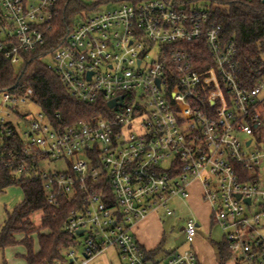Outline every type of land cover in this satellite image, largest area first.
I'll list each match as a JSON object with an SVG mask.
<instances>
[{
    "label": "built area",
    "instance_id": "1",
    "mask_svg": "<svg viewBox=\"0 0 264 264\" xmlns=\"http://www.w3.org/2000/svg\"><path fill=\"white\" fill-rule=\"evenodd\" d=\"M59 1L0 0V50L14 65L46 44ZM218 5L138 0L77 20L49 68L76 100L105 102L99 115L65 125L40 109L20 113L35 104L31 88L1 92L0 144L16 131L22 155L42 156L47 201L67 197V229L76 240L87 235L81 259L71 247L67 264H90L108 246L127 264H201L195 215L182 228L184 247L163 258L134 233L152 212L178 216L171 204L189 201L194 183L234 264H264V77L242 84L238 45L215 18ZM44 159L66 160L68 169L44 171Z\"/></svg>",
    "mask_w": 264,
    "mask_h": 264
},
{
    "label": "trees",
    "instance_id": "2",
    "mask_svg": "<svg viewBox=\"0 0 264 264\" xmlns=\"http://www.w3.org/2000/svg\"><path fill=\"white\" fill-rule=\"evenodd\" d=\"M138 0H94L93 4L81 0H60L55 9L52 29L47 31L45 45L23 54L19 70L0 50V94L8 90L23 94L33 90L32 101L54 122L71 125L80 119L99 115L106 103L88 105L76 100L63 86L58 74L43 63L66 41L76 16L97 11L109 4ZM1 17V10H0ZM216 20L223 25L224 34L238 45L240 78L245 86H254L264 77V0H220L215 11ZM60 115V119L56 115ZM56 118V119H55ZM1 137V136H0ZM0 144V193L18 183L24 199L12 211H7L0 230V248L22 245L21 257L25 264H59L67 260L66 252L77 244L74 233L67 229L70 211L74 208L67 197L58 205L47 201L38 161L42 156L22 155V139L18 132L2 136ZM26 161L27 170L19 171ZM40 213V224L35 225L34 215ZM221 263L232 256L226 240L217 244ZM4 264H7L4 261Z\"/></svg>",
    "mask_w": 264,
    "mask_h": 264
},
{
    "label": "rangeland",
    "instance_id": "3",
    "mask_svg": "<svg viewBox=\"0 0 264 264\" xmlns=\"http://www.w3.org/2000/svg\"><path fill=\"white\" fill-rule=\"evenodd\" d=\"M85 3L93 4L90 0H81ZM117 4H109L103 7H116ZM76 20L81 19V16H76ZM42 61L47 66H53V57L48 54L43 56ZM22 63L16 64L15 68L19 70ZM39 107L28 101L25 104L19 106L20 113H31L35 115L39 111ZM11 119H16V114L13 113ZM25 124L20 126L21 130H25ZM42 170L47 172L52 171H66L68 169V162L66 160H50L44 159L40 163ZM264 170V164L262 165ZM201 187L194 186L192 192L199 195ZM24 199V191L20 184L14 183L8 186L3 192L0 193V230L4 224L7 211H12L19 203ZM171 208L178 211L179 215H166L164 209H161L157 213H151L154 220L153 224L149 227L148 235L152 237V245L157 248L158 252L156 254L157 258L165 257L169 251L176 249L182 243H184V233L182 227L186 223L188 217L195 215L199 220L200 227L198 228V238L196 239V245L198 246V254L200 260L205 264H221L218 259L217 244L222 243L225 240V232L220 227V225L215 224L209 219L208 207L200 204L193 203L191 199L187 202L183 201L181 198H176L171 204ZM252 210L259 212V206L255 205ZM150 214V215H151ZM35 225L40 224V213H37L33 217ZM212 222V223H211ZM261 224L264 231V216H261ZM135 233V229H134ZM87 238L85 236H78L77 244L72 248L76 250L77 256L81 259V254L83 252V242ZM71 248V249H72ZM22 253H24V247L22 245H17L11 249H0V264L3 260L9 262V264L16 261L20 262ZM67 253V252H66ZM213 258V259H212ZM212 260V262H211ZM61 264H67L66 261ZM90 264H127V261L123 259L119 253V250L115 246L106 247L98 256H96ZM226 264H234L233 259L226 261Z\"/></svg>",
    "mask_w": 264,
    "mask_h": 264
},
{
    "label": "crops",
    "instance_id": "4",
    "mask_svg": "<svg viewBox=\"0 0 264 264\" xmlns=\"http://www.w3.org/2000/svg\"><path fill=\"white\" fill-rule=\"evenodd\" d=\"M199 186V187H201V191L199 192V195H196V194H194L193 192H192V189L194 188V186ZM201 192H202V186L199 184V183H194L193 185H192V187H191V195H190V198H189V200L191 199V201H193V203H200V204H202V205H204V206H206V207H208V210H209V219L212 221V219H211V215H210V206H209V204L208 203H206V202H204L203 201V199H202V197H201ZM151 216H154L153 214H149L144 220H142L141 222H139L138 224H137V226L135 227V235H136V237H137V239L139 240V242L141 243V244H143V246L145 247V248H147L148 250H152V251H155V253L157 254V252H158V250H157V248H155V246H153L152 245V240H153V238L152 237H149V235H148V231H149V227L154 223L153 221L154 220H150V219H152V217ZM175 216H177V215H175ZM6 218V217H5ZM5 221V220H4ZM213 222V221H212ZM211 222V223H212ZM3 226V225H2ZM199 226H200V224H199ZM2 228V227H1ZM198 238V237H197ZM182 247H184V243H182L179 247H177L176 249H178V248H182ZM11 248H13V247H9V249H11ZM195 248H196V250H197V252H199L198 251V246L196 245V241H195ZM0 249H2V248H0ZM172 251V250H171ZM24 252H25V249H24ZM170 252V251H169ZM168 252V253H169ZM167 253V254H168ZM167 254H165V256L167 255ZM198 256H199V254H198ZM199 259H200V257H199ZM213 259V258H212ZM218 259H219V261L221 262V260H220V257H219V255H218ZM4 261H6V260H3V263L2 264H4ZM211 262H212V260H211ZM6 263L7 264H9V262L8 261H6ZM61 263H63V262H61ZM61 263H59V264H61ZM67 263V262H66ZM200 263L201 264H205L204 262H202L201 260H200ZM11 264H25V260L24 259H21L20 260V262H16V261H13V263H11ZM222 264V263H221Z\"/></svg>",
    "mask_w": 264,
    "mask_h": 264
},
{
    "label": "water",
    "instance_id": "5",
    "mask_svg": "<svg viewBox=\"0 0 264 264\" xmlns=\"http://www.w3.org/2000/svg\"><path fill=\"white\" fill-rule=\"evenodd\" d=\"M89 75H91V73L89 74ZM1 101V100H0ZM115 103H116V101L115 100H111V101H109V106H114L115 105ZM238 198H240V195H238ZM247 202H250V199H247L246 200ZM199 225V224H198ZM83 233V230H79V231H77V234H82Z\"/></svg>",
    "mask_w": 264,
    "mask_h": 264
},
{
    "label": "flooded vegetation",
    "instance_id": "6",
    "mask_svg": "<svg viewBox=\"0 0 264 264\" xmlns=\"http://www.w3.org/2000/svg\"><path fill=\"white\" fill-rule=\"evenodd\" d=\"M183 228V227H182Z\"/></svg>",
    "mask_w": 264,
    "mask_h": 264
}]
</instances>
